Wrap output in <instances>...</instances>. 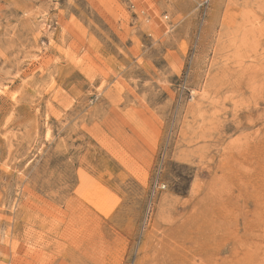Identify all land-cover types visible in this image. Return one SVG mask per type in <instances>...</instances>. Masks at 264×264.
<instances>
[{
    "label": "rangeland",
    "instance_id": "1",
    "mask_svg": "<svg viewBox=\"0 0 264 264\" xmlns=\"http://www.w3.org/2000/svg\"><path fill=\"white\" fill-rule=\"evenodd\" d=\"M0 264H264V0H0Z\"/></svg>",
    "mask_w": 264,
    "mask_h": 264
},
{
    "label": "bare ground",
    "instance_id": "2",
    "mask_svg": "<svg viewBox=\"0 0 264 264\" xmlns=\"http://www.w3.org/2000/svg\"><path fill=\"white\" fill-rule=\"evenodd\" d=\"M247 13V12H246ZM94 216V215H93ZM104 245V244H103Z\"/></svg>",
    "mask_w": 264,
    "mask_h": 264
},
{
    "label": "built area",
    "instance_id": "3",
    "mask_svg": "<svg viewBox=\"0 0 264 264\" xmlns=\"http://www.w3.org/2000/svg\"><path fill=\"white\" fill-rule=\"evenodd\" d=\"M157 186H158V184H157Z\"/></svg>",
    "mask_w": 264,
    "mask_h": 264
}]
</instances>
